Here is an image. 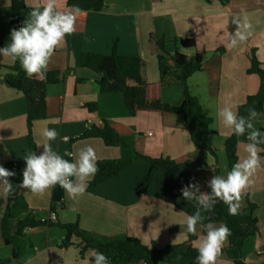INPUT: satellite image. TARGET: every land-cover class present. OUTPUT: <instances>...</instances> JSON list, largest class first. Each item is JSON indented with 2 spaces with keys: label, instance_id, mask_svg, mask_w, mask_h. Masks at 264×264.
<instances>
[{
  "label": "crops",
  "instance_id": "crops-1",
  "mask_svg": "<svg viewBox=\"0 0 264 264\" xmlns=\"http://www.w3.org/2000/svg\"><path fill=\"white\" fill-rule=\"evenodd\" d=\"M68 0H58L61 8L68 7ZM44 0H25V8L13 10L11 0H0L4 19L8 25L25 21L31 6L42 5ZM235 16L252 24V35L238 46L228 47L231 33L236 26L231 23ZM176 38L194 39L196 49L183 50ZM164 39L168 55L176 51L191 59L195 53L206 52L204 68L188 80L191 93L196 96L204 113L212 119L210 140L218 151L219 174L230 171L225 142L232 132L222 124L219 111L225 105H235L236 110L247 98L261 89L257 75L249 74V56L255 50L264 67V0H231L223 6L218 1L208 4L206 0H105L100 12L82 11L77 20L76 31L66 36L64 43L51 57L48 70L68 71L64 83L47 87L48 117L36 121L32 135L37 155L43 152L45 128H55L62 139L48 141L54 151L63 156L65 151L73 153L64 157L74 162L81 148L91 146L102 160L133 161L121 176L113 177L93 188H87L75 199L59 185L43 194H33L18 185L17 168H25V155L31 152L28 141L27 110L25 96L7 84L0 82V166L14 171L10 177L13 189L7 195L0 192V210L9 199L23 197L30 212L37 220H49L56 214L54 224L79 223L80 231L87 237H95L106 243L134 237L148 246L163 249L168 245L194 248L198 236L190 239L184 225L189 215V202L183 197L168 202L165 198L164 175L157 173L147 191H141L150 166L137 154L153 158H169L177 162L195 159L201 163L215 164V159L205 150L197 149L191 140L188 125L183 115L141 110L132 116L120 93L100 92V75L83 68L80 63L83 53L109 56L116 48L119 55L140 57L145 63L146 78L150 84L161 81L156 42ZM224 52L218 54L217 52ZM14 65L10 57H0V78L3 79ZM183 84L162 86L160 97L165 103L180 106L184 102ZM96 104L95 112L88 108ZM107 122L122 137L127 146L107 147L102 139L76 140L90 125L103 127ZM255 128H264V111L253 122ZM39 145V146H38ZM261 148V147H260ZM260 155L264 164V149ZM245 153L238 146V160ZM10 165V166H8ZM253 184L245 191L240 212L247 211L250 204L257 207L258 235L245 241L243 260L249 264H264V167L253 176ZM55 212H52V207ZM11 222L15 233L19 220ZM0 214V264H90L88 252L80 256V248H60L66 231L56 226H41L29 229L26 255L14 260L12 247L6 245L2 235ZM219 226V224H216ZM198 234H205L198 226ZM75 241V240H74ZM76 243H79L76 240ZM229 244H225V249ZM167 264V263H162ZM175 264H188L180 260ZM218 264H234L222 255Z\"/></svg>",
  "mask_w": 264,
  "mask_h": 264
},
{
  "label": "trees",
  "instance_id": "trees-1",
  "mask_svg": "<svg viewBox=\"0 0 264 264\" xmlns=\"http://www.w3.org/2000/svg\"><path fill=\"white\" fill-rule=\"evenodd\" d=\"M206 1L211 4L214 0ZM215 1H218L223 6L231 2V0ZM72 5L79 6L83 11L100 12L105 7V0H68L67 6L70 7ZM11 8L13 10L24 9L25 0H11ZM23 22L15 21L12 25H8L4 19V11L0 8V48L10 43L11 30L19 29L23 26ZM175 42L183 50L196 49L194 39L176 38ZM156 45L161 52L157 55L161 77V81L158 84L148 83L145 63L140 57L119 55L116 48L109 56L83 53L80 63L83 68L90 69L100 75L97 83L101 93H120L123 95L124 102L132 116H135L141 110L183 115L188 125L193 145L197 149L205 150L215 159V164L210 165L191 158L183 162H177L169 158H153L137 154L135 159H142L150 166L148 176L141 185V191H147L152 185L156 174L162 173L164 175L165 198L168 202H171L182 198L181 188L190 183L200 184L201 191H210L207 187V181L212 176L220 175L218 151L210 140L213 121L204 113L200 100L191 93L187 84L194 74L203 70L207 53L197 51L189 59L179 51H176L173 55H168L164 39L158 40ZM223 52V50H220L217 53L221 54ZM249 60L248 73L259 77L261 89L257 94L249 96L246 102L239 106L238 113L243 116H247V109L250 107H254L260 115L264 111V67L258 60L255 50L251 51ZM9 71L3 79L0 78V82L2 81L25 96L28 104L29 146L31 152L37 154L32 130L36 121L46 120L48 117L47 87L52 84L64 83L68 77V71L47 70L46 78L43 80L36 76L28 78L19 60L14 61V65ZM173 84H183L185 86L184 102L180 106L165 103L160 97L161 87ZM88 108L91 112H95L97 106L96 104H89ZM260 130L264 131V128ZM92 138L102 139L107 147L127 146L120 134L107 122L104 123L103 127L95 124L90 125L76 140ZM244 139V137L238 138L232 133L225 142L230 170L238 161V140ZM259 147L264 149V145ZM132 164L133 161L126 163L121 160L98 161V172L89 182V188L91 189L113 177L121 176L124 170ZM23 170L24 168H17L18 185L22 183ZM256 209L255 205L250 204L247 211L240 212L238 215H229L227 205L218 201L211 213H205L210 218V221L206 220L204 223H223L231 230L232 234L228 237L229 244L223 249L222 255H225L234 264H243L242 253L245 241L258 235L259 227L258 218L255 216ZM195 211V202H189L188 214L192 215ZM52 212H55L54 206L52 207ZM0 214L3 215L2 235L6 245L12 247L14 260L23 258L27 253L29 244L26 232L29 229L41 226H56L66 231V237L62 241L60 248H70L75 245L80 248L81 257H84L89 252V249H96L109 258L110 264H175L180 260H187L188 264H196L198 252L194 248L184 250V246L168 245L163 249H159L155 245L148 246L134 237L106 243L98 238L84 235L80 231L78 222L64 225L60 223L54 224L50 220H37L30 212L27 201L21 196L9 199L7 206L0 210ZM26 214L27 216L24 219L19 220L15 233L12 234L11 222ZM190 239L193 240L194 236L190 235ZM76 240L79 243H76Z\"/></svg>",
  "mask_w": 264,
  "mask_h": 264
},
{
  "label": "clouds",
  "instance_id": "clouds-1",
  "mask_svg": "<svg viewBox=\"0 0 264 264\" xmlns=\"http://www.w3.org/2000/svg\"><path fill=\"white\" fill-rule=\"evenodd\" d=\"M82 11L77 5L61 8L58 0H44L42 5L31 6L23 26L12 29L10 43L0 48V57L19 60L28 78L36 76L41 80L45 79L51 57L64 43L66 36L76 31V23ZM231 23L236 28L230 34L227 46L234 48L252 35V24L238 16L233 17ZM247 113V116L240 115L235 105H225L219 111L224 127L230 129L236 137L245 138L238 140L245 155L232 166L226 176L215 175L207 181L210 191H201L198 183H190L181 188L182 197L196 204L194 214L186 215L183 222L187 233L198 236V240L194 242L198 252L196 264H218L228 237L232 234L223 223L219 226L213 222L204 223L206 220L210 221L205 213H211L219 201L227 205L229 215H238L243 195L253 184V176L258 169L264 167L260 155L262 149L259 147L264 145V131L255 128L253 124L260 114L254 107L248 108ZM42 135L45 138V143L41 144L43 152L40 155L34 152L25 155L26 167L22 183L17 186L33 194H43L59 185L70 198L82 196L89 178L98 172L95 150L91 146L81 148L74 162H70L64 157L73 156L72 152L65 151L61 156L48 143L58 138L67 143L68 136L60 137L55 128H45ZM15 175L14 171L0 166V192L3 195L12 191L13 184L9 178ZM51 219H55V213H51ZM198 226L205 234H198ZM88 257L90 264H110L109 258L96 249H89ZM243 264H249L247 258Z\"/></svg>",
  "mask_w": 264,
  "mask_h": 264
},
{
  "label": "built area",
  "instance_id": "built-area-1",
  "mask_svg": "<svg viewBox=\"0 0 264 264\" xmlns=\"http://www.w3.org/2000/svg\"><path fill=\"white\" fill-rule=\"evenodd\" d=\"M56 218H57V217H56V214H55V219H54V220L51 219V215H50V219H49V220L52 221V222H54V221L56 220Z\"/></svg>",
  "mask_w": 264,
  "mask_h": 264
}]
</instances>
